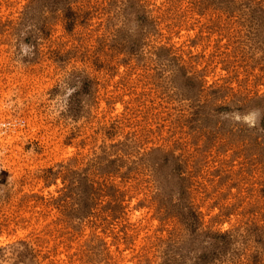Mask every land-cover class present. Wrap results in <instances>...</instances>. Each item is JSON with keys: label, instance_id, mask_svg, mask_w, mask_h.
<instances>
[{"label": "rangeland", "instance_id": "rangeland-1", "mask_svg": "<svg viewBox=\"0 0 264 264\" xmlns=\"http://www.w3.org/2000/svg\"><path fill=\"white\" fill-rule=\"evenodd\" d=\"M0 264H264V0H0Z\"/></svg>", "mask_w": 264, "mask_h": 264}]
</instances>
